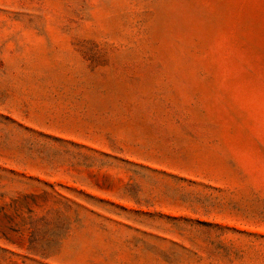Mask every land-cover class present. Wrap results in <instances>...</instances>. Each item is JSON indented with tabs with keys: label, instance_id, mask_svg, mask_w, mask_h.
I'll return each instance as SVG.
<instances>
[{
	"label": "rangeland",
	"instance_id": "obj_1",
	"mask_svg": "<svg viewBox=\"0 0 264 264\" xmlns=\"http://www.w3.org/2000/svg\"><path fill=\"white\" fill-rule=\"evenodd\" d=\"M0 264H264V0H0Z\"/></svg>",
	"mask_w": 264,
	"mask_h": 264
}]
</instances>
